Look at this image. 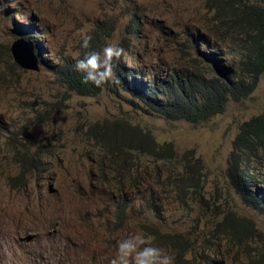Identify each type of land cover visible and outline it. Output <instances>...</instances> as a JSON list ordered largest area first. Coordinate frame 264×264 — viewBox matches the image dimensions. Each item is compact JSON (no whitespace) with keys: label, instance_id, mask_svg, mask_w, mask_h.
<instances>
[{"label":"rangeland","instance_id":"1","mask_svg":"<svg viewBox=\"0 0 264 264\" xmlns=\"http://www.w3.org/2000/svg\"><path fill=\"white\" fill-rule=\"evenodd\" d=\"M242 2L264 7V0H0V219L19 220L1 243L0 264H108L117 240L135 231L151 235L174 264H264V215L229 177L241 124L264 112V73L249 99L199 124L146 112L115 73L95 96L73 91L65 78L85 51L80 30L91 35V49L123 48L115 63L146 85L148 76L190 71L200 52L216 53L211 42L224 59L237 44L234 6ZM31 19L43 33L39 71L20 67L11 52L17 40L32 47ZM147 133L162 150L171 144L173 158L127 144H145ZM248 165L264 189V150Z\"/></svg>","mask_w":264,"mask_h":264},{"label":"trees","instance_id":"2","mask_svg":"<svg viewBox=\"0 0 264 264\" xmlns=\"http://www.w3.org/2000/svg\"><path fill=\"white\" fill-rule=\"evenodd\" d=\"M234 8L237 24V36L234 41L237 44L227 52V59L220 57L219 45L211 42V49L216 53L200 52L190 71L179 74V71L174 70L170 73L169 80L160 78L157 74L145 77L151 85L139 82L133 74V69H124L117 62L113 71L118 84L124 91L137 97L145 106L146 112L157 113L170 121H185L191 124L207 122L222 114L231 101L241 102L249 99L264 73V7L248 6L242 2ZM29 22L27 32L24 31L27 36L25 40L31 43L34 54L40 57L42 48L38 42L41 43L39 39L43 33L37 31L36 19ZM204 40L209 41L207 38ZM229 57L233 59L230 63ZM130 76L132 81L129 80ZM65 78L73 91L83 95L95 96L103 87L82 84L75 72L68 73ZM144 137L147 140L145 144L137 145L134 140L127 144L134 150H140L160 160L173 158L174 150L171 144L162 150L155 145L150 134L147 133ZM234 150L229 168L233 186L248 206L264 215V189L259 186L254 169L251 170L248 165V159L264 150V112L241 124L234 141ZM168 152L170 157L163 156Z\"/></svg>","mask_w":264,"mask_h":264},{"label":"clouds","instance_id":"3","mask_svg":"<svg viewBox=\"0 0 264 264\" xmlns=\"http://www.w3.org/2000/svg\"><path fill=\"white\" fill-rule=\"evenodd\" d=\"M91 39L90 34L80 30V47L85 51L74 58L72 71L79 76L82 84L100 88L114 79L115 62L124 50L111 42L99 50L91 49ZM151 241V235L141 231L129 232L126 237L117 240L115 255L108 264H174L173 256Z\"/></svg>","mask_w":264,"mask_h":264},{"label":"water","instance_id":"4","mask_svg":"<svg viewBox=\"0 0 264 264\" xmlns=\"http://www.w3.org/2000/svg\"><path fill=\"white\" fill-rule=\"evenodd\" d=\"M11 52L14 60L18 65H20V67L29 70L32 69L33 71H39L38 60H36L37 58L34 55L33 48L29 44L23 42L22 40H17L11 46ZM24 55L26 58H24Z\"/></svg>","mask_w":264,"mask_h":264},{"label":"bare ground","instance_id":"5","mask_svg":"<svg viewBox=\"0 0 264 264\" xmlns=\"http://www.w3.org/2000/svg\"><path fill=\"white\" fill-rule=\"evenodd\" d=\"M28 28V27H27ZM9 201V199H6V202H8ZM7 204V203H6ZM22 204V203H21ZM18 205V204H17ZM17 205H15L14 207H13V212L12 213H14V210L16 209V211L18 210V206ZM21 206V205H20ZM11 209V208H10ZM9 209V210H10ZM31 209H32V207H31ZM35 210V209H34ZM33 211V210H32ZM33 213H35L34 211H33ZM14 215V214H13ZM13 215H11L10 217H9V223L8 224H6V225H4L3 224V221L0 219V248H1V243H2V241L4 240V238L5 237H7V238H9L11 235H12V232L15 230V228L17 227V224H18V222H19V220H18V217H17V219H16V217H13ZM30 215V214H29ZM24 220V219H23ZM22 221V220H21ZM23 223V222H22ZM33 227V226H32ZM16 232V231H15ZM6 240V239H5ZM4 242V241H3ZM5 243H6V241H5Z\"/></svg>","mask_w":264,"mask_h":264}]
</instances>
